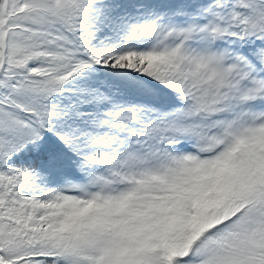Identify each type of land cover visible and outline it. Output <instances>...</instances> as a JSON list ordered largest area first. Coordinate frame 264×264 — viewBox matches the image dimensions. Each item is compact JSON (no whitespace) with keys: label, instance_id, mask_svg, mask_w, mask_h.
<instances>
[{"label":"snow or ice","instance_id":"1","mask_svg":"<svg viewBox=\"0 0 264 264\" xmlns=\"http://www.w3.org/2000/svg\"><path fill=\"white\" fill-rule=\"evenodd\" d=\"M0 264H264V0H0Z\"/></svg>","mask_w":264,"mask_h":264}]
</instances>
